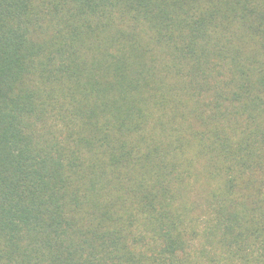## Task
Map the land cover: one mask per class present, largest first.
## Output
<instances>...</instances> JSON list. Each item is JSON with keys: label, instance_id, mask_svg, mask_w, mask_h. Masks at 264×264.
Wrapping results in <instances>:
<instances>
[{"label": "trees", "instance_id": "trees-1", "mask_svg": "<svg viewBox=\"0 0 264 264\" xmlns=\"http://www.w3.org/2000/svg\"><path fill=\"white\" fill-rule=\"evenodd\" d=\"M0 264H264V0H0Z\"/></svg>", "mask_w": 264, "mask_h": 264}]
</instances>
